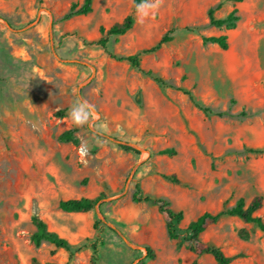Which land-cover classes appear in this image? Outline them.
<instances>
[{
  "label": "rangeland",
  "instance_id": "374dc122",
  "mask_svg": "<svg viewBox=\"0 0 264 264\" xmlns=\"http://www.w3.org/2000/svg\"><path fill=\"white\" fill-rule=\"evenodd\" d=\"M83 1L0 0V264H218L171 239L167 216L132 195L139 181L146 194L168 198L185 213L183 231L205 211L264 195V0H148L154 14L141 22L136 12L131 30L110 37L111 52L129 55L174 28L142 64L177 87L93 44L133 0H95L88 15L64 18ZM211 8L217 18L237 9L236 27L212 25ZM222 34L228 49L203 42ZM186 91L228 113L207 116ZM77 99L94 107L79 127L68 114ZM70 130L77 143L60 139ZM83 197L101 200L89 211L60 208ZM36 213L71 242L73 259L31 240ZM258 214L264 219V205ZM202 240L238 256L232 264H264V231L237 216L221 218Z\"/></svg>",
  "mask_w": 264,
  "mask_h": 264
},
{
  "label": "trees",
  "instance_id": "16d2710c",
  "mask_svg": "<svg viewBox=\"0 0 264 264\" xmlns=\"http://www.w3.org/2000/svg\"><path fill=\"white\" fill-rule=\"evenodd\" d=\"M95 0H84L83 3L73 2L71 4L69 12L65 15V19H70L74 16L88 15L94 9ZM242 1V0H236ZM140 0H133L132 11L124 18L122 22H117L111 27L106 28L105 26L100 27L101 37L94 41L93 44L100 45L110 56L118 61L129 62L134 68L142 72L145 75L152 77L161 86L177 87L174 83L166 80L165 78L157 75L152 69L143 67L142 57L147 53H155L159 51L166 43L173 40L174 28L170 29L154 46L144 49L142 52L129 55H117L109 50L110 37L125 35L131 30L135 24V5ZM237 9H234L227 17L217 18L215 16V8L209 10L210 22L212 25L217 27L227 26L229 28L236 27V21L239 20V16L236 15ZM203 42L214 43L219 45L222 49L229 48V36L227 34L222 35H211L203 36ZM186 93L190 96L193 103L201 109L207 116L217 115L224 116L227 111H216L209 106L202 105L197 102L193 94L189 91ZM62 141H74L78 142V139L74 135V131L70 130L63 133L60 137ZM126 150H134L139 152L134 147L125 144L121 145ZM256 151V150H253ZM174 149H164L160 153L162 154H173ZM163 177L173 183L181 184V179L176 174H163ZM133 201L137 203L146 202L151 205L158 207L160 213L167 216V231L171 239L181 240L186 242L197 257L203 255H211L214 257L218 264H232L238 256H230L225 251L216 245L206 243L202 240V234L213 224L217 223L221 218L225 216H237L245 222L254 223L260 230L264 231V219L258 214V211L264 205V195L258 194L254 196L249 203L246 199L241 197L237 203L231 207H224L222 210L214 213L211 211H205L196 220L190 223L188 228L183 231L180 229V224L185 219V213L183 210H176L172 207L171 201L163 196H153L146 194L141 183L138 181L135 185V191L132 195ZM101 197L92 199L88 197L83 198H69L60 200V208L64 211H89L93 210L96 205L100 202ZM103 211V210H102ZM33 223L36 226V231L32 233L31 240L40 246L44 241H48L54 244L57 248H64L70 252V259H73L76 250L71 242L64 236L60 235L57 231L51 230L49 223L40 214H34L32 217ZM98 223H102L98 220ZM96 247L94 255L96 256ZM149 253L153 256V252L148 248ZM55 252V251H54ZM94 256V257H95ZM96 258H94L95 261ZM36 264H42L37 259L34 260ZM45 264H57L53 262H47ZM193 264H199L198 260H195Z\"/></svg>",
  "mask_w": 264,
  "mask_h": 264
},
{
  "label": "clouds",
  "instance_id": "9594fccd",
  "mask_svg": "<svg viewBox=\"0 0 264 264\" xmlns=\"http://www.w3.org/2000/svg\"><path fill=\"white\" fill-rule=\"evenodd\" d=\"M157 5L154 3H149L148 0H140L139 3L135 5L136 12L140 18V21H143V18L154 14V9ZM94 111V107L89 104L86 100L77 99L72 104L69 110V117L72 119L74 125L82 126L86 123H89L90 116Z\"/></svg>",
  "mask_w": 264,
  "mask_h": 264
},
{
  "label": "water",
  "instance_id": "95a60500",
  "mask_svg": "<svg viewBox=\"0 0 264 264\" xmlns=\"http://www.w3.org/2000/svg\"><path fill=\"white\" fill-rule=\"evenodd\" d=\"M113 140H115L116 142L120 143L121 145H125V144H128L127 142L123 141V140H120V139H116V138H113ZM98 212L99 214L102 216V210L101 208L99 207L98 208ZM104 220L106 221V219L104 218ZM113 226V225H112Z\"/></svg>",
  "mask_w": 264,
  "mask_h": 264
}]
</instances>
